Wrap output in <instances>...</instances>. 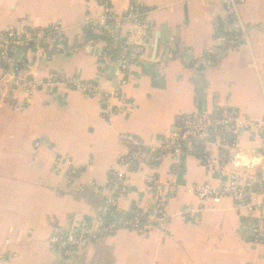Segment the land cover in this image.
<instances>
[{
	"label": "crops",
	"instance_id": "obj_1",
	"mask_svg": "<svg viewBox=\"0 0 264 264\" xmlns=\"http://www.w3.org/2000/svg\"><path fill=\"white\" fill-rule=\"evenodd\" d=\"M129 2L112 0L114 12L125 14ZM141 3L152 26L149 38L141 27L118 26L112 38L126 41L112 51L113 44L107 48L92 37L99 33L91 26L103 13L101 0H0V36L63 28L61 38L42 42L43 51H13L23 62L18 82L1 72L0 58V264H264V208L240 209L228 197L204 204L194 192L206 182L225 185L217 148L208 164L192 154H169L156 168L143 163L128 171L127 191L117 199L119 217L138 208L153 219L158 189L167 211L164 227L144 233L122 227L69 256L47 245L53 233L99 228L110 178L131 147L122 135L157 146L169 138L178 115L217 107L264 122V0L240 6L246 36L233 30L224 0ZM221 26L233 32L223 35ZM122 45L136 56L125 72ZM34 72L95 81L103 92L115 91L123 78L126 83L108 118L101 96L63 84L30 95L26 80ZM237 146L244 157L264 152V131L239 127ZM152 175L154 184L147 179ZM255 199L264 203V184Z\"/></svg>",
	"mask_w": 264,
	"mask_h": 264
},
{
	"label": "built area",
	"instance_id": "obj_2",
	"mask_svg": "<svg viewBox=\"0 0 264 264\" xmlns=\"http://www.w3.org/2000/svg\"><path fill=\"white\" fill-rule=\"evenodd\" d=\"M246 0H224L227 13L233 30L247 35V29L241 16L240 6ZM103 13L96 24L91 26V30L100 32L106 30L107 34L114 37V29L118 26L131 24L141 27L145 38H149L152 30L151 23L147 20V10L141 0H130L127 12L118 15L114 12L112 0H101ZM217 29L220 24L216 25ZM45 29H48L45 31ZM39 31L24 29L22 31L8 30L0 36V58L4 75H9L19 80L20 71L23 65L15 61L12 55L16 49L33 47L43 51L42 42H52L63 35V28L59 24H54ZM225 40V37H219ZM141 45H144L142 43ZM111 48V47H109ZM126 45L121 47L120 69L125 72L127 66L136 56ZM126 83V79L119 80L116 90L113 92H103L99 84L95 81H82L76 77H68L58 73H51L43 78L34 72L26 80L27 92L32 95L37 88L48 84H63L68 88L81 91L90 96H101L104 102V114L111 118L114 108L111 101L119 95V90ZM239 127L243 129H256L264 131V122H248L242 120L241 114L234 108L217 107L212 111L195 112L178 115L174 130L165 143L152 146L145 144L141 139L122 135L127 139L130 148L121 157L119 167L110 178L109 188L111 195L103 204L98 216V229L88 227L79 228L71 232L53 233L46 239L49 249L57 254L69 256L76 250L87 247L96 241L102 234L115 233L118 229L126 227L130 230L144 233L153 226L164 227L167 220V211L161 192L157 189V200L155 203V214L152 219L147 212L142 210H132L130 214L119 217L117 209V199L119 195L126 193V176L129 170L137 168L143 163H151L154 168L158 166L163 158L169 154H192L203 163L212 160L211 149L217 148L219 151V162L221 173L226 177L223 187H216L210 182L195 185L194 192L204 204L212 202L219 204L226 197L233 199L234 205L240 209L250 212L261 210L264 203L255 199L257 193L262 191L264 184V152H248L245 157L239 152L237 146V131ZM202 146L203 154L198 155L197 146ZM228 168V169H227ZM227 170V171H226ZM71 170L69 175L72 174ZM150 183L156 182L154 175L149 176ZM169 195L174 193L172 186L167 190ZM113 216V220L108 217ZM262 226V220H259ZM258 231V230H256Z\"/></svg>",
	"mask_w": 264,
	"mask_h": 264
},
{
	"label": "trees",
	"instance_id": "obj_3",
	"mask_svg": "<svg viewBox=\"0 0 264 264\" xmlns=\"http://www.w3.org/2000/svg\"><path fill=\"white\" fill-rule=\"evenodd\" d=\"M47 30H48V29H45V31H47ZM221 31H222V34H223V35H227V36L230 35V34L233 32V31L225 30L222 26H221ZM92 37H93L94 39H103V40H105V41H106L107 48L113 44L114 46H113L112 51L115 50V49H117L120 43L126 41L125 38H120V39H114V38H112L111 36H109V35L107 34V32H106L105 29L102 30V31H100V32L97 33V34H92ZM54 50H55V47L53 46L52 51H54ZM19 63H20L21 65H23V62H22V61H20ZM201 147H202V146H200V145L197 146V151H198L197 153H198V155H200V156L203 154V149H202ZM134 210H137V211H138V208H135ZM108 219H109V220H113L114 217H113V216H110V217H108Z\"/></svg>",
	"mask_w": 264,
	"mask_h": 264
},
{
	"label": "water",
	"instance_id": "obj_4",
	"mask_svg": "<svg viewBox=\"0 0 264 264\" xmlns=\"http://www.w3.org/2000/svg\"><path fill=\"white\" fill-rule=\"evenodd\" d=\"M154 47H156L157 48V42H156V44H155V46Z\"/></svg>",
	"mask_w": 264,
	"mask_h": 264
}]
</instances>
